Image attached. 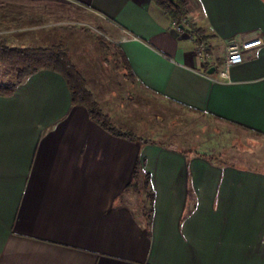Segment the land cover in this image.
<instances>
[{
    "label": "crops",
    "instance_id": "1",
    "mask_svg": "<svg viewBox=\"0 0 264 264\" xmlns=\"http://www.w3.org/2000/svg\"><path fill=\"white\" fill-rule=\"evenodd\" d=\"M187 2L181 26L154 0L0 6L53 20L23 29L32 30L16 36L24 47L62 45L74 62L75 44L91 32L104 43L96 31L103 29L134 91L230 131L205 136L264 138V0ZM192 25L207 37L202 47ZM233 41L244 61L227 69ZM138 137L146 142L97 124L54 71L0 95V264H264V171L212 150ZM139 157L155 190L149 227L143 199L126 189Z\"/></svg>",
    "mask_w": 264,
    "mask_h": 264
},
{
    "label": "rangeland",
    "instance_id": "2",
    "mask_svg": "<svg viewBox=\"0 0 264 264\" xmlns=\"http://www.w3.org/2000/svg\"><path fill=\"white\" fill-rule=\"evenodd\" d=\"M17 10V8L0 6V37L7 38L11 45H24L18 42L16 36L32 30L23 29L33 27L37 23L44 25L53 22L50 18L46 19L43 13L42 18L36 20L31 17L30 12H17ZM65 28L67 27H53L48 30L55 33L63 32ZM91 31L94 30L91 28ZM96 31L104 37V43H98L97 35L91 32L84 37L83 42L75 44L72 54L75 53V57L79 56L74 58V63L80 67V71L95 90L93 92L95 98L100 100L105 111L115 118L116 126L130 128L136 135L145 139L179 144L188 149L212 150L224 161L264 171V138L205 136L211 132L230 131L215 128L214 124L206 119L198 117L193 119L180 115V110L177 108L140 93L136 89L134 91L132 81L124 77L122 68L118 66L117 56L112 53L111 43L106 40L105 30L98 28ZM5 70V67L0 65V82L6 79ZM181 127H185L184 136H176ZM127 201L138 210L139 202L136 194L130 192Z\"/></svg>",
    "mask_w": 264,
    "mask_h": 264
},
{
    "label": "trees",
    "instance_id": "3",
    "mask_svg": "<svg viewBox=\"0 0 264 264\" xmlns=\"http://www.w3.org/2000/svg\"><path fill=\"white\" fill-rule=\"evenodd\" d=\"M176 23L181 26L189 15L187 0H154ZM189 33L199 46L207 40L204 32L191 26ZM0 65L5 67L6 79L0 82V95L10 97L29 77L46 70L59 73L66 80L74 105L87 108L90 117L111 134L145 143L146 140L131 132L119 129L100 106L88 88V82L78 70L67 50L62 45L49 47H24L11 45L7 38L0 37ZM128 66V65H127ZM130 70V68H129ZM145 159L138 158L132 179L127 190L137 193L142 199L144 219L149 227L155 201V190L151 175L145 172Z\"/></svg>",
    "mask_w": 264,
    "mask_h": 264
},
{
    "label": "built area",
    "instance_id": "4",
    "mask_svg": "<svg viewBox=\"0 0 264 264\" xmlns=\"http://www.w3.org/2000/svg\"><path fill=\"white\" fill-rule=\"evenodd\" d=\"M227 69L231 68L234 65H238L243 63L244 61V54L242 51V48L239 43L233 41L229 46L227 50ZM222 77H227L228 73L227 71H223L221 73Z\"/></svg>",
    "mask_w": 264,
    "mask_h": 264
},
{
    "label": "water",
    "instance_id": "5",
    "mask_svg": "<svg viewBox=\"0 0 264 264\" xmlns=\"http://www.w3.org/2000/svg\"><path fill=\"white\" fill-rule=\"evenodd\" d=\"M214 70H215V68H212V69L210 70V73H212Z\"/></svg>",
    "mask_w": 264,
    "mask_h": 264
}]
</instances>
